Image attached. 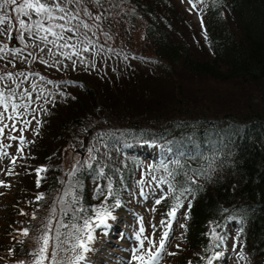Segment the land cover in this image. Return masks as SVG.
<instances>
[{
  "label": "trees",
  "instance_id": "trees-1",
  "mask_svg": "<svg viewBox=\"0 0 264 264\" xmlns=\"http://www.w3.org/2000/svg\"><path fill=\"white\" fill-rule=\"evenodd\" d=\"M173 1L96 0L101 8L108 7L101 12L103 25L111 15L144 19L143 41L154 59L167 69L183 68L204 77L203 88L196 91L214 87V98H223L226 110L217 113L208 103L204 114L193 112L194 101L185 106L178 86L167 93V102L176 103L174 111L159 112L160 102L152 100L156 94L136 97L145 84L119 79L121 71L106 77L99 71V80L83 73L70 76L60 97L38 109L39 123L19 166L24 192L14 212L23 211L34 190L35 196L61 191L57 179L64 152L78 142H96V157L72 175L74 196L64 199L73 213L67 223L91 219L107 186L111 184L110 197L118 198L142 161L124 148L126 142L165 144L168 155L162 153L153 164L164 169L171 188L163 201L165 211L185 206L180 264H196L188 253L215 255L231 217L240 219L239 247L264 263V0H200L204 39H195L196 50L179 37V27L190 23ZM104 84L108 86L97 87ZM41 167L47 170L38 178ZM0 249L2 261L5 246Z\"/></svg>",
  "mask_w": 264,
  "mask_h": 264
},
{
  "label": "rangeland",
  "instance_id": "rangeland-1",
  "mask_svg": "<svg viewBox=\"0 0 264 264\" xmlns=\"http://www.w3.org/2000/svg\"><path fill=\"white\" fill-rule=\"evenodd\" d=\"M2 2L3 0H0V3ZM57 2L65 12L55 11L54 15L65 16V20L55 19L51 23L65 24L66 27L77 29L73 39L67 41L75 45V48L60 49L52 44H45L35 35H29L27 31L20 29L16 22L18 16L14 10L16 5L0 9V14H6L12 20V28L9 31L13 37L9 39L8 34H0V49L7 45V49L0 51V77H4L0 79V92H3L5 97L15 93L5 113V119L0 122V127L8 125L4 134L0 136V246H5V253L2 254L4 260L0 261V264H37L41 249L44 247L45 234L49 237L48 253L45 255H49L55 248L59 264H141L140 261L133 259L134 255H142L147 264L149 252L158 256L151 264H180V258L185 253L182 230L185 206L178 204L179 207H174L176 208L174 218L169 216L172 210L165 211L163 201L171 194V188L165 179L167 175L164 169L153 164L161 158L162 153L168 155L169 151L165 144L141 145L136 139L126 142L124 148L142 161L136 165L130 186L121 192L118 198L110 197L107 186L105 196L93 207L92 218L87 219L94 237L92 242L87 241L89 229L84 227V219H79L78 224L71 221L67 223L73 218V213L69 209V202L66 203L64 199L68 198V195L74 196L71 190L72 175L81 167L90 165L96 157L98 148L96 142L93 144L95 148L90 143L78 142L71 151L64 152L65 161L57 179L62 186L61 191L48 196H35L37 194L34 190L29 196L32 199L28 200L23 211L20 214L14 212L20 192H24L19 186L21 176L19 166L24 157L25 146L38 126V109L53 98L60 97L65 89L64 85L67 84L65 81L70 76L83 73L91 80H99L96 77L99 71L104 72L103 77L113 72L119 74L115 71H121L119 79L125 78L123 79L125 82L136 79L134 82L145 84V87L136 93V97H146L151 92L156 94L152 100L160 102L156 109L159 112L174 111L176 103L167 102V93L170 92L169 88L178 86L183 90L180 93L186 101L185 106L189 108V101H194L197 110L193 112L204 114L209 110L208 103L212 104L217 113L227 108L223 98H214L217 95L212 92L214 87L208 86L202 92L196 91L203 88L204 77L191 75L183 68L167 69L164 63L154 59L143 41L146 21L141 17L133 19L111 15L110 23L103 25L102 13H106L108 7L101 8L96 0H93L91 5L88 0ZM173 2L190 23L188 27H179V37L183 38L181 41L190 43L195 50L196 47L199 49L195 39H204L201 24L204 6L200 0H192V3H189V0ZM109 9L112 10L111 5ZM30 14L31 20L23 16L20 18L25 19L27 23L39 18L34 13ZM45 24L48 22L45 21ZM83 24L89 27L84 28ZM5 28L6 25H0V31ZM54 30L60 31L58 28ZM21 32L23 38H20ZM72 35L69 32L64 33L65 37ZM48 39L52 40L54 37L49 35ZM64 42L61 40L57 43ZM49 49H52L51 53ZM64 51L70 54L76 51L79 55H73L70 60L60 54ZM41 59L48 61V64L41 63ZM8 73H12V79L7 78ZM19 73L24 75H18ZM107 86L104 84L97 87ZM25 91L29 93L31 99L29 96L21 95ZM12 102L27 103L28 108L19 109L21 115L16 116L11 110ZM0 112H4L2 106ZM8 116H14V119H7ZM27 121L31 123L26 125ZM79 150H83V153ZM14 159L15 164L12 163ZM122 159L123 163H126L125 158ZM43 175L44 173L40 172L38 178ZM157 200L161 202L156 203ZM14 217L17 218L15 222L12 221ZM100 220H104V223L101 224ZM227 229V234L222 235L220 239V249L215 255L202 252L188 253L191 258L196 257V264H209V261L211 264H264L261 259L251 258L237 244L239 218H229ZM25 230L27 235L23 234ZM165 232H168L167 238H164ZM162 239L164 247L161 249ZM81 241L87 244L89 251H84L78 246ZM79 256H83L84 259H78ZM43 264H56V261L45 259Z\"/></svg>",
  "mask_w": 264,
  "mask_h": 264
},
{
  "label": "snow or ice",
  "instance_id": "snow-or-ice-1",
  "mask_svg": "<svg viewBox=\"0 0 264 264\" xmlns=\"http://www.w3.org/2000/svg\"><path fill=\"white\" fill-rule=\"evenodd\" d=\"M189 3H192V0H189ZM8 5H16L17 7L14 9L17 13V23L20 29L25 30L29 33V35H35L37 37V39H39L40 41H42L45 44H52L54 47L60 48V49H66V48H75V45H71L69 44L67 41L73 39V36H75V32L77 29H74L72 27H66L65 24H55L53 25L51 22L55 19H60V20H65V16H59L56 17L54 15L55 11H59L61 13L65 12V9L63 7L60 6V4L57 2V0H3L2 3H0V9H4L6 8ZM193 8H195V4L192 5ZM30 13H34L37 17H39L38 19L32 21V23H27L25 19L20 18L21 16L23 17H28L29 20H31V14ZM97 19H99V17H97ZM45 21L48 22V24H45ZM67 23V21H66ZM201 24L203 25V20H201ZM0 25H6V28L2 31H0V34H8L9 39H12V35L11 32L9 31L12 28V20L6 15V14H0ZM84 28H88L89 25L87 24H83ZM58 28L60 29V31H55L54 29ZM78 28V26H77ZM65 32H69L72 33V36H68L65 37L64 33ZM51 35L52 37H54V39L49 40L48 36ZM20 38H23V32L20 33ZM65 41L63 44H58V41ZM5 49H7V45L4 46L3 49H0V51H4ZM41 51H43V49H41ZM50 53L52 52V49L48 50ZM85 51H87V48H85ZM61 55L65 56L68 59H72L73 55H79L78 52L73 51L71 54L67 51L61 52ZM43 64H48V61L41 59L40 61ZM83 62V61H82ZM75 65V61H73V66ZM18 75H24L23 73H19ZM4 77H0V79H3ZM7 78L8 79H12V73H8L7 74ZM27 78V77H25ZM41 79H44L43 77H41ZM48 83H51V81H48ZM74 83V82H73ZM22 96H29L28 92H24L21 94ZM15 96V93H10L8 97H5L3 92H0V106L3 107L4 112H0V122H2L5 119V113H7L8 108H9V103L12 100V97ZM29 99H31V97L29 96ZM24 108L27 109L28 108V104H17L15 102L11 103V110L13 112V114H15L16 116L21 115V113L18 111L19 109ZM7 119H14V116H8ZM31 121H27V124H30ZM39 123V122H37ZM8 125H3L2 127H0V136H2L4 134V130L5 128H7ZM15 126L13 125V128ZM10 139H15V137H9ZM21 142L23 143V138L21 137ZM13 164L16 163L15 159L12 161ZM47 169L41 167L36 169L37 174H39L40 172L46 171ZM101 175H103V173L101 172ZM194 183V181H193ZM37 186H39V181L37 182ZM108 191H109V195H111V184L108 185ZM160 200H157L156 203H160ZM180 205H177V207H179ZM189 209L191 207V205L189 204ZM175 212H176V208H173L172 211L169 212V216L171 217H175ZM110 215V214H108ZM97 216H99V213H97ZM100 223L103 224L104 220H100ZM161 223L163 224L164 221H161ZM84 227L86 229H89L88 231V235H87V241L88 242H92L94 237L91 233L90 230V222L88 220L84 221ZM141 232H143V228H141ZM24 235H27V231L25 230V232L23 233ZM168 237V232L164 233V238ZM44 247L41 249V253H40V259L38 260L37 264H43V260L45 259H51L53 261H56V264H59V261H57V256L58 253L55 250V248H53V250L51 251V253L49 255H45V253H48V242H49V237L47 236V234H45L44 236ZM149 243H151V241H149ZM80 248H82L84 251H89V248L87 246V244L83 241H81L78 245ZM141 247H143V241H141ZM164 247V243H163V239L161 240L160 243V248L162 249ZM174 254V253H173ZM149 260L147 261V264H151L152 261L157 260L158 256L157 254H152L151 252H149ZM78 259H84L83 256H79ZM134 260H138L141 262V264H145L144 261V257L142 255H134L133 256ZM209 264H211V261H209Z\"/></svg>",
  "mask_w": 264,
  "mask_h": 264
},
{
  "label": "water",
  "instance_id": "water-1",
  "mask_svg": "<svg viewBox=\"0 0 264 264\" xmlns=\"http://www.w3.org/2000/svg\"><path fill=\"white\" fill-rule=\"evenodd\" d=\"M79 151H81V150H79ZM81 153H83V150L81 151Z\"/></svg>",
  "mask_w": 264,
  "mask_h": 264
}]
</instances>
